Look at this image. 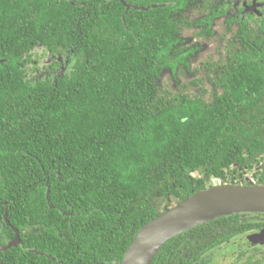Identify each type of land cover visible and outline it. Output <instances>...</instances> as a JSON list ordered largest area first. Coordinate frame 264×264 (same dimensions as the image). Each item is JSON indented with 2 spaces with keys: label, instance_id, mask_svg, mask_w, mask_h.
<instances>
[{
  "label": "trees",
  "instance_id": "16d2710c",
  "mask_svg": "<svg viewBox=\"0 0 264 264\" xmlns=\"http://www.w3.org/2000/svg\"><path fill=\"white\" fill-rule=\"evenodd\" d=\"M190 1L0 0V245L15 229L21 240L2 264H120L146 223L198 190L264 185V35L244 21L194 67L202 46L183 31H213L187 18ZM39 48L56 57L41 64ZM165 71L199 76L173 91ZM262 227L260 214L215 219L152 264H211Z\"/></svg>",
  "mask_w": 264,
  "mask_h": 264
},
{
  "label": "water",
  "instance_id": "95a60500",
  "mask_svg": "<svg viewBox=\"0 0 264 264\" xmlns=\"http://www.w3.org/2000/svg\"><path fill=\"white\" fill-rule=\"evenodd\" d=\"M121 1L128 9L131 8L126 0ZM239 213H264V185L219 183L198 190L146 223L120 264H152L162 247L175 236L215 219ZM5 219L10 224L8 218ZM20 241V232L15 229L14 240L1 246L0 251L17 246Z\"/></svg>",
  "mask_w": 264,
  "mask_h": 264
},
{
  "label": "flooded vegetation",
  "instance_id": "af4514ba",
  "mask_svg": "<svg viewBox=\"0 0 264 264\" xmlns=\"http://www.w3.org/2000/svg\"><path fill=\"white\" fill-rule=\"evenodd\" d=\"M201 3H203L202 0L198 2V5H196V3H191L190 1L188 4V8L184 11V13L187 16V18L188 15L190 14L191 16L195 15L194 20L191 21L210 23L209 20L211 19V24H212L211 29L213 31L212 32L213 35H211V39H209V41L216 40L215 39L216 38L215 35L217 34L215 27L216 21H218L223 17L225 18L224 21L226 20V24H227L226 27L227 29H231L230 31H232L235 26H238L242 22L246 21L248 25L252 26L257 31H260V33L264 35V0H211L210 2L211 6H209L210 9L208 10L204 8V5L201 6L200 5ZM209 10H214V11L209 12ZM213 12H218L220 13V15L213 17ZM229 21H233L231 27H228ZM191 30L196 31V37L200 40H207V37L209 36L208 32H205L203 34L200 33L205 30V25L198 24L196 25V27H192ZM181 37L183 38V35H181ZM183 41L187 44V40L185 38H183ZM217 41L218 40H216V43ZM189 46H201V45L194 44ZM217 52L218 51H216L215 53L216 55ZM49 55H51L52 58H50L48 62H50L53 59V57H56L55 55H52L50 53ZM58 59L60 62H63L62 56H59ZM40 77L45 78L44 74H41ZM254 214H260V218L262 220L264 219V213H254ZM4 220L6 221L5 218ZM3 229L4 226L0 222V234L2 235H3ZM20 244L21 241L18 245ZM5 245H0V247ZM234 246L238 247L241 253L239 254L238 258L235 259L233 258L234 261L233 259H230L231 261L230 264H264V256L255 255L260 251V249H262V247H264V227H262L260 230H256L248 233L247 235H245V237L242 236L240 240L232 241L230 243H224L220 245L218 249H222L223 251L225 250V248H233ZM0 252H4V251H0ZM54 260L56 259L54 258ZM0 264H2L1 258H0ZM103 264H108V263H103ZM112 264H119V263H112Z\"/></svg>",
  "mask_w": 264,
  "mask_h": 264
},
{
  "label": "rangeland",
  "instance_id": "374dc122",
  "mask_svg": "<svg viewBox=\"0 0 264 264\" xmlns=\"http://www.w3.org/2000/svg\"><path fill=\"white\" fill-rule=\"evenodd\" d=\"M195 15L191 16L188 15V18L190 20H194ZM224 17L216 21V31L217 34L215 35V39L219 40L220 42L223 41V38H228L229 36L236 35L234 31H230L231 29H227L226 27V20L224 21ZM183 38L187 40V44L189 45H194V44H199L202 46L201 50L196 54L195 59L192 61V65L194 67L198 66V64L204 60H206L209 56L213 55L217 51V46L218 44L216 43V40H200L196 37V31H192L191 29L185 30L183 32ZM223 43V42H222ZM35 57L39 58L41 61V64L47 63L50 58H52L51 55L46 53V51L43 48H39L36 53L34 54ZM33 73H31V78ZM169 71H165L163 76H162V85L164 87H169L173 91L179 90V85L182 84L183 82H186V80L192 81L195 77L199 76L198 74L196 75H185V77H182L181 79L174 80L170 76ZM192 92H198L200 91V88H191ZM210 91L213 94L214 93V88L210 87ZM254 171H250L247 173L245 176L246 179L250 182H255L257 181V178L253 176ZM215 184V183H214ZM216 184H219L218 182ZM264 247L260 249L258 253L255 255L258 256H264ZM241 251L238 249V247H233V248H225V250L222 251V249H218L215 251V259L211 262V264H230V259H235L239 257V254ZM233 259V261H234Z\"/></svg>",
  "mask_w": 264,
  "mask_h": 264
},
{
  "label": "clouds",
  "instance_id": "9594fccd",
  "mask_svg": "<svg viewBox=\"0 0 264 264\" xmlns=\"http://www.w3.org/2000/svg\"><path fill=\"white\" fill-rule=\"evenodd\" d=\"M216 184V183H215Z\"/></svg>",
  "mask_w": 264,
  "mask_h": 264
}]
</instances>
